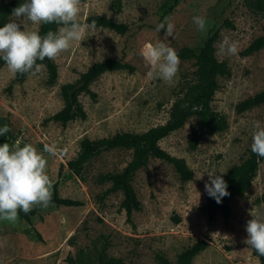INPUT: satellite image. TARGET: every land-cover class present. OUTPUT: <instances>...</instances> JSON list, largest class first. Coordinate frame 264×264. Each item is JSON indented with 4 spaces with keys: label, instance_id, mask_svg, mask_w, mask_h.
<instances>
[{
    "label": "rangeland",
    "instance_id": "obj_1",
    "mask_svg": "<svg viewBox=\"0 0 264 264\" xmlns=\"http://www.w3.org/2000/svg\"><path fill=\"white\" fill-rule=\"evenodd\" d=\"M115 2H119V10L113 7ZM90 15L112 18L127 24L128 29L119 34L105 27L89 28L81 43L72 42L69 51L53 60L57 67L54 83L48 82L43 64L38 73L28 74L22 82L13 81L6 63L0 65V127L8 123L11 129L5 142L34 145L47 159L48 174L57 183L59 196L82 202L79 206L51 203L30 220L19 217L15 225L0 221V264H67L68 255L77 264H99V259L111 257L121 258L123 264H156L157 252L174 262L198 239L208 245L194 256L195 264H261L245 240L250 211H264V158L248 190L230 200L229 217L209 221L202 207L208 194L207 171H226L242 161L251 148L253 123L264 124V104L236 110L240 100L264 86V48L244 52L264 33V11L257 10L253 0H81L78 19L82 25H91L87 22ZM194 16L206 19L207 33L198 30ZM166 18L175 28L165 42L176 52L184 46L197 52L207 37L217 34L215 56L226 63L229 73L217 78L210 105L224 117L226 127L199 132L197 145L191 147L197 125V116L191 115L182 127L160 139L159 145L183 158L193 175L183 181L172 164L150 157L132 177L141 208L128 219L119 206L121 192L104 193L109 183H99L96 178L99 173L120 171L131 158L130 149L102 151L84 164L81 175L71 172L66 162L76 155L82 138L139 133L163 124L174 102L194 83V58H179V72L172 84L148 76L151 69L141 50L146 43L165 39L166 27L157 32L156 26ZM13 20L11 14L6 23ZM38 26L25 23L29 31ZM226 37L237 43L236 55L220 51ZM105 58H121L134 70H113L97 77L90 84L95 97L79 95L84 118L65 124L44 121L63 105L61 85ZM45 145L55 146L56 154L43 152ZM202 173L203 178L196 179ZM32 227L42 241L35 239Z\"/></svg>",
    "mask_w": 264,
    "mask_h": 264
},
{
    "label": "trees",
    "instance_id": "obj_2",
    "mask_svg": "<svg viewBox=\"0 0 264 264\" xmlns=\"http://www.w3.org/2000/svg\"><path fill=\"white\" fill-rule=\"evenodd\" d=\"M24 2L25 0H0V27L6 23L13 9ZM113 5L115 10L120 9L119 2H115ZM253 6L257 10L264 11V0H253ZM93 21L96 22V26L111 29L119 34H124L128 29L127 24L102 15H90L87 17V22L89 24ZM58 27L59 25L56 24H41L36 31L44 35L47 31H55ZM216 37V33L207 37L197 52L186 46L181 47L177 51L179 58H194L195 81L192 84H188L183 96L174 102L171 107L170 117L167 121L139 133L117 132L108 137L95 139L87 137L82 138L76 155L66 162L67 168L71 172L76 175H81L84 164L102 151L113 148L130 149L131 158L120 171L99 173L96 178L99 183H109L104 193L121 192L122 199L119 206L125 210L128 219L132 211L141 208V202L131 183L132 177L140 167L147 163L150 157H155L172 164L183 181L189 180L193 175L192 170L187 166L183 158L171 155L159 145L160 139L182 127L187 118L191 115L197 116L196 130L192 133L190 141L191 147L197 145L200 139L198 135L199 132L221 131L226 127L224 117L214 111L210 105L212 97L218 88L217 78L229 73L226 63L218 60L215 56L214 41ZM261 48H264V33L254 38L244 49V52L250 53ZM37 63L45 66L48 73V82L51 84L54 83L57 77V67L53 60L45 58V60L37 61ZM3 64H5V62L3 59H0V65ZM113 70H127L132 72L134 66L123 61L121 58H105L93 62L85 71L80 73L74 81L61 85L60 93L63 99V105L59 110L47 116L44 121L65 124L76 118H84L85 111L79 101V95L86 93L91 98H94L96 94L90 89V84L102 73ZM27 75L28 74H17L13 77V81L22 82ZM261 104H264V86L255 94L240 100L236 104V110L242 112ZM5 141V137L0 136V144ZM263 158L264 157H259L254 154L250 148L248 155L242 161L233 164L226 172L219 174L223 175V178L227 181L230 195L223 197L221 203H217L213 197L207 194L202 208L209 221L214 220L217 216H222L224 218L230 216V200L235 196L243 195L248 190ZM52 203L65 206H79L82 204L81 201L59 196L57 192V183H54ZM39 210L40 207H36L27 214L20 212L19 217L30 220ZM32 230L35 239L42 241L41 234L38 230L34 227H32ZM207 245L208 242L204 239L196 240L193 244L182 250L177 255L174 262L170 261L164 254L157 252L154 256L156 264H195L193 262L194 256L205 249ZM251 250L252 254L257 256L260 263L263 264L264 256L259 255L252 247ZM66 263L77 264L70 255L66 257ZM99 264H123V260L114 257L107 259L101 258L99 259Z\"/></svg>",
    "mask_w": 264,
    "mask_h": 264
},
{
    "label": "clouds",
    "instance_id": "obj_3",
    "mask_svg": "<svg viewBox=\"0 0 264 264\" xmlns=\"http://www.w3.org/2000/svg\"><path fill=\"white\" fill-rule=\"evenodd\" d=\"M81 13V0H25L13 9L15 20L0 27V59L6 63L8 70L15 77L17 74H36L41 70L45 58L54 60L62 52L69 51L72 42L84 40L89 28L95 29L96 22L82 25L78 17ZM26 21L32 24H56L55 31L49 30L41 35L38 31H29ZM193 22L198 30L207 33V21L202 16H194ZM23 24V30L21 29ZM165 39L152 44L146 43L141 56L150 67L148 76L161 79L172 84L179 72V56L174 48L166 43L167 37L173 36L174 24L167 21L159 23L156 31L165 29ZM220 51L225 55H236L238 45L226 37L220 45ZM5 124L0 127V136L10 132ZM251 151L259 157H264V126L259 121L252 125ZM43 152L55 155V146L45 145ZM208 182L205 190L217 203L230 195L227 181L223 175L207 171ZM203 173L196 179H202ZM54 181L48 174V163L45 155L37 148L17 140L14 144H0V221L15 225L20 212L25 214L34 208H48L53 199ZM251 219L247 221L248 236L245 243L251 246L259 255L264 256V211H250Z\"/></svg>",
    "mask_w": 264,
    "mask_h": 264
}]
</instances>
